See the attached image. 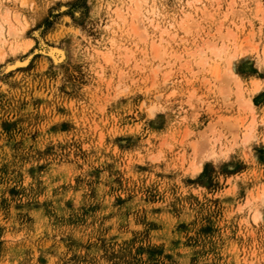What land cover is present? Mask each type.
<instances>
[{
	"label": "rangeland",
	"instance_id": "rangeland-1",
	"mask_svg": "<svg viewBox=\"0 0 264 264\" xmlns=\"http://www.w3.org/2000/svg\"><path fill=\"white\" fill-rule=\"evenodd\" d=\"M14 1L19 44L0 55V264H264V88L251 91L264 70L251 48L239 55V91L224 63L188 62L220 25L262 48L264 0H149L161 16L145 41L111 26L127 0ZM161 27L175 37L153 58Z\"/></svg>",
	"mask_w": 264,
	"mask_h": 264
},
{
	"label": "bare ground",
	"instance_id": "bare-ground-1",
	"mask_svg": "<svg viewBox=\"0 0 264 264\" xmlns=\"http://www.w3.org/2000/svg\"><path fill=\"white\" fill-rule=\"evenodd\" d=\"M20 1L23 2V5H26L25 0H20ZM127 1L128 2H126L124 6L122 5L121 7H119L118 5H116L117 7H115L114 9L111 8V17H112L111 26H119V25L126 24L130 26V29H129L130 32L132 31L133 33H136L137 35L141 33L140 32V28H141L142 29L141 31L143 33L145 32V35H143L144 37H140V38H143V40L145 41L146 38L149 37L150 26L152 24H154L156 27L159 26L158 23H160V21L158 20L157 22H155L156 21L155 19L156 17L159 18V16H161V10H159V6L154 5V4L152 5L149 0H127ZM10 2L13 3L15 1L14 0H9V1L0 0V55L2 54V56H4L3 54H5L2 48V46H4L3 44L6 45V43L7 44L11 43V46L14 49H16V47L18 46L19 43H17L16 45L15 44L13 45L12 43L13 40L11 42L10 38L13 35H15L16 37V35H18V33L21 31L20 29H18V24L22 22L24 19V16L22 15L21 11L16 9V7L13 6ZM33 2L34 1H32V3ZM185 2H186L185 5H187L190 8L194 7L196 11L199 9H202L203 5L205 4L204 0H186ZM233 4L234 2H230L228 4L226 14L231 13L233 9ZM263 10H264L263 6L259 2L257 4L256 12L261 13L263 12ZM189 17H191V14L185 13V17L180 19V27L185 28L186 30L189 29L190 27V24L188 23V21L190 20ZM169 21L171 25H177L174 18L170 19ZM25 23L27 24V22ZM24 26L27 27L24 24L23 28ZM218 29H219L218 31L221 33L219 35L220 37L218 36V40L212 41L211 38H209L210 40L208 39L202 42V44H200L197 48L191 50L188 53L190 55V59H188V62L191 63L193 61L194 63V59H196L197 67L199 68L207 67L208 70H210L211 66L214 63H216L217 65L220 62L224 63L225 64L224 69H225V72L227 73L226 75H229L232 78L235 77L234 79L236 80L235 85H237V89H239V91L240 90L242 91L243 82L235 70V60L238 59L239 55L247 54L246 52L249 51L251 48L254 52H257V56L259 58L258 66L262 70H264V44L262 48H259L257 46L258 42L256 44V42H252V40L251 42H249L248 45L243 44L241 42L242 40L239 42V37H237L236 29L229 27L225 29V32H224L222 25H220ZM170 31L171 30L168 27L160 28V35L158 39L153 42L152 49L151 51H149V53L152 54L153 58H162L164 57L165 53H167V47L164 44V42L167 41L168 38L165 35H169L171 38L175 37V33L174 32L171 33ZM140 41L142 40L140 39ZM244 45H247V46H244ZM46 49L48 50L49 54L52 56L55 62H61L62 60L65 59L67 55L66 50L61 46H57V45L48 46L46 47ZM133 54H134L133 49L127 52L125 54L127 60H129L133 56ZM105 57L106 59H110L111 55H106ZM19 60L17 59L15 61L17 64L15 62L13 63L16 65L24 63L23 61L21 62ZM24 61H26L24 63L26 64L27 60H24ZM13 63L9 65L10 68L15 66ZM263 88H264V78L255 77L252 79V85H251L252 93H258ZM242 94L243 92L240 95ZM247 104H248V108L252 110L255 109V104L250 98L247 99ZM255 123H256V117L255 115H253L250 122L247 123L242 130L241 140L243 144L247 146L248 148L251 145V143L254 141V139L256 138ZM219 143H220V140H219ZM214 153L216 154V151L215 152L213 151V154ZM200 169H201V166L198 165L195 171L196 170L199 171ZM262 215H263L262 210L258 209L257 211L254 212V215H253L254 220L257 221L259 218L262 217Z\"/></svg>",
	"mask_w": 264,
	"mask_h": 264
}]
</instances>
